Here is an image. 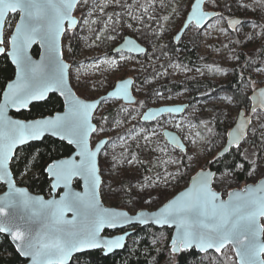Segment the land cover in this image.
I'll return each instance as SVG.
<instances>
[{
  "label": "water",
  "instance_id": "95a60500",
  "mask_svg": "<svg viewBox=\"0 0 264 264\" xmlns=\"http://www.w3.org/2000/svg\"><path fill=\"white\" fill-rule=\"evenodd\" d=\"M81 1L0 0V56L6 54L15 69L0 101V183L5 186L0 193V233L9 238L25 264H71L75 257L98 250L105 256L113 255L125 249L136 227L172 230L169 245L175 255L193 249L219 255L231 247L237 264H264V176L223 196L214 188L216 172L207 168L191 176L184 189L155 210L140 209L131 214L105 205L100 156L110 139L104 137L93 145L98 128L94 117L109 101L135 104V79H121L95 99L76 92L63 39L68 30L79 25L75 11ZM209 1L194 0L174 36L176 44L192 27L202 30L221 15L205 9ZM13 15L18 19L6 47V23ZM241 24L240 17L228 20L232 32ZM35 48L38 56L33 53ZM148 51V46L131 35L113 49L114 54L135 57ZM51 95L62 100L63 110L28 120L14 115L29 111ZM249 100V113L240 110L216 158L245 143L253 114L264 113V86ZM188 107V103L151 107L143 112L141 122L181 117ZM163 135L169 146L186 153L187 146L178 133L164 129ZM45 138L65 142L74 150L47 166L50 197L19 185L11 167L18 149ZM76 181L80 187L75 186Z\"/></svg>",
  "mask_w": 264,
  "mask_h": 264
},
{
  "label": "rangeland",
  "instance_id": "374dc122",
  "mask_svg": "<svg viewBox=\"0 0 264 264\" xmlns=\"http://www.w3.org/2000/svg\"><path fill=\"white\" fill-rule=\"evenodd\" d=\"M193 2L194 0H86L81 9L75 11V16L79 19L77 29L68 30L63 39L66 45L65 59L70 64H77L72 79L76 92H86L96 98L104 94V90L96 89L100 68L119 70L117 75L120 79L133 76L122 75L133 64L132 56H106L104 53L105 41L112 36L113 27L121 28L137 40V36L145 38L147 44L139 41L148 46L152 53L161 51L162 46L180 30ZM205 9L220 11L221 15L202 30L192 27L183 38V41H188L197 49L204 62L196 71L199 79L211 81L214 86H225L230 79L229 70L239 66L243 60L241 55H244L251 60L252 68L246 83L247 91L252 94L263 87L264 0H210ZM233 17L242 18V24L234 32L228 26V20ZM17 19L18 15L8 19L5 39L10 36ZM75 33L79 37L78 53L71 57L67 43H72ZM154 89L156 90L155 85L143 97L135 94L136 105L142 111L132 119L130 132L119 131L121 134L118 138L110 140L100 156L103 202L106 206L125 209L131 214L140 209H157L189 184L188 182L186 185L187 176L191 178L199 170L209 168L207 164L216 159L217 153L225 144L213 146L212 136L217 135L219 126L227 127L229 131L241 110L225 88H215L212 92L203 90L195 98H192V92H185L186 90L173 93ZM167 97L170 101L166 100ZM184 103H188L189 107L181 117H165L150 128L137 123L148 108ZM110 106L108 102L104 103L95 117ZM244 109L249 113L250 106ZM262 128L264 113L256 112L253 114L249 135ZM164 129L175 131L181 136L187 146L186 153L167 144ZM111 134L110 128L96 131L92 139L93 145L104 137L110 139ZM242 146H246V143ZM148 154H152L151 164L143 167L141 157ZM263 176L264 155L246 182H239L231 173H223L215 179L214 188L226 196L230 190L254 183ZM180 183L179 191L173 195L168 193ZM226 256L233 257V252L228 249Z\"/></svg>",
  "mask_w": 264,
  "mask_h": 264
},
{
  "label": "trees",
  "instance_id": "16d2710c",
  "mask_svg": "<svg viewBox=\"0 0 264 264\" xmlns=\"http://www.w3.org/2000/svg\"><path fill=\"white\" fill-rule=\"evenodd\" d=\"M85 1L82 0L78 4L77 11L81 9ZM112 30V36L105 41V55L130 57L131 55L113 53L114 47L123 40L127 32L119 27H113ZM72 37V43L68 42L67 48L69 50L68 54L71 57H75L78 53L79 37L77 33L73 34ZM137 38L142 43H148L145 38L140 36H137ZM63 45L66 46L64 43ZM5 46L8 47V38H6ZM262 52H264V45ZM33 53L35 56H38L39 49L35 48ZM132 58L134 60L133 64L122 75L133 74L132 77L135 79L133 91L140 97L145 96L146 92L153 88L154 85L156 86L155 91L159 89L160 91L173 93H180L183 90H186L185 92H192V98H195L203 90L212 92L215 88H225L232 95L236 105L241 110L250 106L249 97L251 92L247 91L246 83L249 81V70L252 68L251 60L246 59L244 55H241L243 60H241L240 65L229 70L230 79L225 86H214L211 81L199 79L196 71L203 66L204 62L198 55L197 49L188 41L182 40L176 44L174 37H171L162 46L161 51L156 50L152 53L149 48L148 53L144 56H132ZM76 65L74 62L71 64L70 78L72 83ZM118 71L100 68L96 89L104 90L105 92L111 90L116 82L121 80L117 75ZM14 75V67L7 55L3 54L0 56V101L7 83L13 79ZM77 93L86 99L96 98L86 92ZM166 100L170 101L168 97ZM108 104L111 106L101 111L94 120L98 127L97 132H100L103 128H110L112 131L110 140H114L121 134L119 131L122 133L130 132L131 127L129 125L132 119L142 110L136 103L128 105L119 101H109ZM63 107L62 100L57 95H51L46 101L32 105L29 111L14 115L28 120L52 115L63 110ZM157 122L145 124L141 122V119L137 121L138 124L146 128L153 127ZM252 129L254 130V128ZM227 131V127H218L217 135L211 138L213 146H220L226 142ZM245 143L246 146L241 145L233 148L226 156L216 158L213 162L207 164L209 168L216 172L215 179L223 173H231L236 176L239 182L243 183L249 179V176L264 155V128L261 130L256 129L252 135L247 137ZM73 151V148L67 143L53 138H45L41 142L31 143L18 149L11 165L17 183L27 187L35 194L50 197L51 180L46 173V168L52 161L70 156ZM183 156L186 157V155ZM151 159L152 154L142 156V166H149ZM186 179L187 185L190 176H187ZM75 186L80 187V182L76 181ZM180 189L181 183L175 185V189L168 191V193L173 195ZM4 190L5 186L0 183V193ZM134 229L135 233L129 238L128 244L123 251L109 256H105L100 250L93 251L75 257L71 264H237L231 247L226 248L219 255L214 252L201 254L195 249L182 251L180 254L175 255L171 252L169 245L172 230L154 227H136ZM228 249L233 252V257L227 258L226 251ZM25 263L26 261L17 253L9 238L0 233V264Z\"/></svg>",
  "mask_w": 264,
  "mask_h": 264
},
{
  "label": "flooded vegetation",
  "instance_id": "af4514ba",
  "mask_svg": "<svg viewBox=\"0 0 264 264\" xmlns=\"http://www.w3.org/2000/svg\"><path fill=\"white\" fill-rule=\"evenodd\" d=\"M149 48V47H148ZM134 88V87H133ZM135 94V93H134ZM107 103V102H106ZM141 119V118H140Z\"/></svg>",
  "mask_w": 264,
  "mask_h": 264
}]
</instances>
